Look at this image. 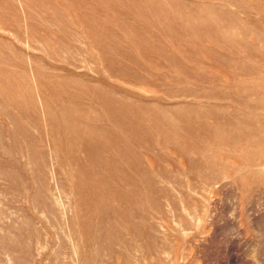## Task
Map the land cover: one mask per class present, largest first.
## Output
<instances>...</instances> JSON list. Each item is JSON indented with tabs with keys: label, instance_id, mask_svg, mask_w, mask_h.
I'll return each mask as SVG.
<instances>
[{
	"label": "rangeland",
	"instance_id": "374dc122",
	"mask_svg": "<svg viewBox=\"0 0 264 264\" xmlns=\"http://www.w3.org/2000/svg\"><path fill=\"white\" fill-rule=\"evenodd\" d=\"M0 264H264V0H0Z\"/></svg>",
	"mask_w": 264,
	"mask_h": 264
}]
</instances>
